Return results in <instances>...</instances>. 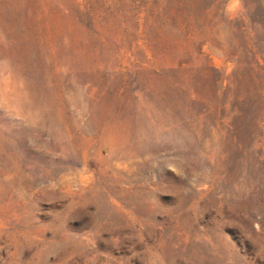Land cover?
I'll list each match as a JSON object with an SVG mask.
<instances>
[{"label":"rangeland","instance_id":"rangeland-1","mask_svg":"<svg viewBox=\"0 0 264 264\" xmlns=\"http://www.w3.org/2000/svg\"><path fill=\"white\" fill-rule=\"evenodd\" d=\"M0 264H264V0H0Z\"/></svg>","mask_w":264,"mask_h":264}]
</instances>
